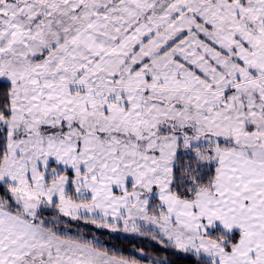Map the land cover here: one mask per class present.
<instances>
[{
    "label": "rangeland",
    "instance_id": "obj_1",
    "mask_svg": "<svg viewBox=\"0 0 264 264\" xmlns=\"http://www.w3.org/2000/svg\"><path fill=\"white\" fill-rule=\"evenodd\" d=\"M0 79L14 88L11 117L0 115V183L21 199L68 215L71 186L80 196L70 176L48 171L55 162L76 179L130 180L127 220H109L129 231L153 228L215 264L244 240L208 227L205 237H225L202 250L164 210L159 221L147 210L156 191L170 193L182 148L218 165L210 194L229 154L264 163V0H0ZM38 228L30 248L39 242L45 264H130Z\"/></svg>",
    "mask_w": 264,
    "mask_h": 264
},
{
    "label": "crops",
    "instance_id": "obj_2",
    "mask_svg": "<svg viewBox=\"0 0 264 264\" xmlns=\"http://www.w3.org/2000/svg\"><path fill=\"white\" fill-rule=\"evenodd\" d=\"M234 155L229 154L227 160L222 161L215 192H201L195 203L173 197L164 189L156 191L152 186L153 193L157 192L168 224L183 233L194 232L206 243L202 250L215 241L205 237L208 227H218L227 235L235 231L245 234L236 249L224 254L223 264H264V256L260 255L264 253V163ZM92 177L83 172L76 179L75 174L72 183L80 197L74 201L68 199L66 204L62 202V210L70 216L114 222L128 218L134 184L118 177L114 180ZM150 191L147 189L145 195ZM35 234L39 235L37 225L0 208V264H45V261L34 259L38 240V244L30 248L37 239ZM185 239L188 238L185 236ZM30 257L33 260L29 261Z\"/></svg>",
    "mask_w": 264,
    "mask_h": 264
},
{
    "label": "trees",
    "instance_id": "obj_3",
    "mask_svg": "<svg viewBox=\"0 0 264 264\" xmlns=\"http://www.w3.org/2000/svg\"><path fill=\"white\" fill-rule=\"evenodd\" d=\"M13 85L0 79V115L11 117ZM7 129L0 123V165L9 151ZM198 154V153H197ZM193 150H179L173 164L170 180V193L182 200L195 202L199 193L212 190L217 177L218 165L207 153L197 155ZM59 170V175H68L72 179V170L61 168L55 162L48 171ZM54 179L48 176V183ZM70 199L78 200L73 186L68 194ZM33 201V200H32ZM21 199L15 187L9 183H0V208L19 216L23 220L41 226L54 236L130 264H215L194 253L180 249L153 228L143 232L129 231V222L114 223L108 220L88 216H68L64 214L58 202L45 204ZM159 200L156 196L148 206L147 215L161 219ZM127 220V217H126ZM128 227V228H127ZM145 226L144 228H147ZM209 238L217 239L225 235L217 230L208 233ZM235 237V236H234ZM234 244V240L230 241Z\"/></svg>",
    "mask_w": 264,
    "mask_h": 264
}]
</instances>
